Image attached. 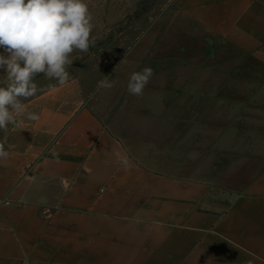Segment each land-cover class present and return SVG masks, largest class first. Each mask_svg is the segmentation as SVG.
I'll list each match as a JSON object with an SVG mask.
<instances>
[{
	"label": "crops",
	"instance_id": "obj_1",
	"mask_svg": "<svg viewBox=\"0 0 264 264\" xmlns=\"http://www.w3.org/2000/svg\"><path fill=\"white\" fill-rule=\"evenodd\" d=\"M177 7L225 68L68 81L0 129V264H264V0Z\"/></svg>",
	"mask_w": 264,
	"mask_h": 264
},
{
	"label": "rangeland",
	"instance_id": "obj_2",
	"mask_svg": "<svg viewBox=\"0 0 264 264\" xmlns=\"http://www.w3.org/2000/svg\"><path fill=\"white\" fill-rule=\"evenodd\" d=\"M177 1L84 0L91 16L90 41L94 43L87 52L74 49L70 54L73 63L66 69L70 74L66 82L76 80L95 87L103 76L112 78L117 70L114 79L120 92L127 91L130 74L145 66L154 72L147 86L160 79L155 75L162 69L225 68L224 55L231 49L185 17L178 10ZM35 82L41 91L23 100L24 107L60 85L43 74L37 75ZM8 83L0 70V87ZM13 115L16 118L19 114Z\"/></svg>",
	"mask_w": 264,
	"mask_h": 264
},
{
	"label": "clouds",
	"instance_id": "obj_3",
	"mask_svg": "<svg viewBox=\"0 0 264 264\" xmlns=\"http://www.w3.org/2000/svg\"><path fill=\"white\" fill-rule=\"evenodd\" d=\"M91 31L84 0H0V70L9 81L0 87V129L14 124L13 113L25 111L22 101L41 91L35 82L37 75L60 85L69 79L66 69L73 63L69 56L74 49L88 51L94 43L90 41ZM153 74L150 66L131 73L128 93L143 95ZM112 87L107 76L97 83L98 90ZM27 118L38 120L39 116L28 113ZM7 155L0 145V158Z\"/></svg>",
	"mask_w": 264,
	"mask_h": 264
},
{
	"label": "built area",
	"instance_id": "obj_4",
	"mask_svg": "<svg viewBox=\"0 0 264 264\" xmlns=\"http://www.w3.org/2000/svg\"><path fill=\"white\" fill-rule=\"evenodd\" d=\"M2 201H0V203H1Z\"/></svg>",
	"mask_w": 264,
	"mask_h": 264
}]
</instances>
